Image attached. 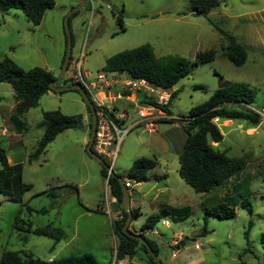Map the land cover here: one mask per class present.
<instances>
[{
	"label": "rangeland",
	"instance_id": "rangeland-1",
	"mask_svg": "<svg viewBox=\"0 0 264 264\" xmlns=\"http://www.w3.org/2000/svg\"><path fill=\"white\" fill-rule=\"evenodd\" d=\"M217 1V6L202 15L190 12L188 0H84L68 20L71 61L77 60L82 53V71L94 76L102 71L106 59L112 54L143 44H149L156 56L183 57L188 61L190 73L172 87L177 92L170 102V115L165 113L164 118L159 119L186 116L193 106L207 100L214 90L233 82L244 83L251 88L254 100L250 106L262 107L264 0ZM77 4L75 0H55L54 6L44 12L37 25L27 21L18 9L0 13V59L8 56L24 70L41 67L57 77L67 42L64 17ZM117 13L121 15L120 22L117 21ZM119 23L123 30H120ZM222 32L232 35L245 48L246 60L242 65H234L225 57L228 39ZM209 49L214 51L213 60L195 65L196 54ZM14 103L11 86L0 82V132L6 129L5 135L0 134V147L5 150L9 165L15 167L10 171V195L0 194V256L5 250L24 251L47 260L56 243L31 233L23 242L22 233L13 228L14 218L18 216L33 226H61L66 233L73 227L76 216L72 213L73 207H81L84 203L88 206L97 204L106 213L113 214L112 195L106 179L100 174V164L85 149L91 114L78 92L50 90L43 94L38 104L21 117L23 125L18 135L9 120ZM52 110L65 115H81L83 124L59 133L43 153L28 161L43 132L42 114ZM128 110L132 119L122 122V128L138 119L132 108L128 107ZM224 121L216 122L223 138L213 145L229 156L245 154L246 166L239 178L246 179L239 192L251 204V214L238 203L234 207L236 215L233 218L205 215L203 206L210 209L214 204L228 200L231 184L199 193L183 181L178 174V156L185 134L177 121L155 122L153 130L146 128L144 123L131 128L110 166L113 173L131 183L128 188L130 209L138 213L131 217L127 226L130 231L139 232L146 216L164 207L155 206L170 200L167 192L163 190L160 193L165 186L174 195L173 200H178L174 206L190 207L184 219L177 221L172 216H165L163 219L169 223L168 226H164L161 219L145 234L149 238H158L157 258L163 264H230L241 253L244 264H264V246L260 241L261 234H264V125L254 128L242 119ZM140 157L155 158L157 164L147 171V179L137 185L127 178V171ZM18 164L20 169L16 168ZM17 172H20V183L31 184L28 190L22 191L19 199L15 196L19 189L15 178ZM57 186L62 190L58 188L56 197L51 198L45 193ZM27 206L34 209L46 207L48 210L37 213L27 210ZM86 224L90 228L96 226L93 221L86 223L85 217L80 218L75 245L65 246L58 257L68 254L65 251L67 247L79 250L86 242L91 248L105 243L104 248L90 250L91 254L98 262L112 263L114 254L107 250L109 233L100 227L97 228L100 233L87 234L89 227ZM204 224L209 232L199 235ZM176 233L183 238L179 240L178 248L171 244ZM247 246L249 251L243 253ZM85 252L88 251L80 253ZM145 258L146 254L139 247L132 264H147Z\"/></svg>",
	"mask_w": 264,
	"mask_h": 264
},
{
	"label": "trees",
	"instance_id": "trees-1",
	"mask_svg": "<svg viewBox=\"0 0 264 264\" xmlns=\"http://www.w3.org/2000/svg\"><path fill=\"white\" fill-rule=\"evenodd\" d=\"M188 2L191 13L202 15L208 14V12L218 4L217 0H188ZM54 4L55 0H0V13L4 14L11 9H18L23 13L27 21L31 22L33 25H37L40 23L44 12L52 8ZM74 14L75 13H72L68 20H70ZM116 18L117 21L120 22V13L116 14ZM119 24L120 30H123L122 24ZM222 33L228 39L224 51L225 57L234 65H242L246 60L245 48L236 42L232 35L225 34L224 32ZM213 58L214 51L209 49L198 52L193 62L195 65L204 64L212 61ZM71 60L70 56V61ZM190 70L188 61L183 57L173 55L156 56L149 44H143L131 49L116 52L106 59L102 67V71L104 72H125L132 77L143 78L152 85L163 89H170L175 86L180 79L186 77L190 73ZM64 76L61 82L62 85L80 84V82H69V79H66ZM54 79L55 76L44 68L32 67L24 70L8 56H4L0 59V82L8 83L14 93L15 104L13 113L10 115V121L17 130H21V126L23 125L21 117L24 113L27 112L28 109L35 107L43 94L52 90L49 85ZM176 92L177 90L171 92L167 104H157L152 99L142 100L141 103L153 104L167 115H170V102L176 95ZM253 100L254 93L251 88L244 83L233 82L214 90L207 100L193 106L186 116H182L180 119L170 117L158 120V122L167 120L177 121L185 134L182 151L178 156V174L187 185L195 192L203 193L217 187H223L227 185V183L231 184V195L227 197L228 200L226 202H218L210 209L205 208L201 204L206 216L211 215L221 219L233 218L236 215L234 207L238 203L249 214L252 213L251 204L245 198V195L239 192V189L245 185L246 177L241 180L242 178H239V174L246 166V156L245 154L241 156H229L224 150H220L213 145V143H219L223 135L217 123L213 122L212 119L214 117H218L219 120L242 119L247 125L256 126L260 122V119L257 114L250 111L246 106L251 105ZM86 108L90 113L88 107ZM42 116L43 132L36 143L35 149L29 154L28 161L43 153L46 146L53 141L59 133L68 128L81 127L83 124L81 115H65L59 110L44 111ZM89 128L91 129V120L89 122ZM106 163L108 164V162ZM156 164L157 160L155 158H137L132 162L127 171V178L136 183L143 182L147 179V171L154 168ZM0 165V194L9 196V188L12 181L10 171L15 167L9 165L5 150L1 147ZM16 168L20 169L21 165H16ZM100 174L106 179L110 193L115 199L116 211L118 213V218L113 222L114 232L117 237L114 264L124 258L130 259L133 257L139 247L146 254L147 263L156 264L149 255L146 247L139 240L132 237H123L120 232L121 226L127 216L126 211L121 205L122 191L118 178L121 180L122 178L118 174H112L102 165H100ZM15 178L19 182V189L15 193V196L19 199V195L22 191L28 190L31 184L20 183V172L16 173ZM58 188L62 190V188L58 186L51 187L49 190L45 191V193L51 198H54L57 195ZM125 188L128 190V187ZM234 191H236V193L232 194ZM27 210L37 213H46L48 208L41 207L39 209H34L27 206ZM131 211L132 216L138 213L135 210ZM189 212V206L160 208L158 212L146 216L137 234L146 239L153 252L157 255L158 242L153 238L147 237L144 231L151 230L154 225L165 216H172L173 219L180 221L187 217ZM12 225L13 228L22 233L21 239L23 242L26 241L27 235L30 233L50 238L54 242H58L65 237L64 230L59 226L53 224L33 226L29 221H25L18 216L14 218ZM249 225H251V223H249ZM208 232L204 224L199 235H205ZM245 237H247V235H245ZM260 241L264 246V234H261ZM176 247H178V245H176ZM246 251H249L248 246L244 249L243 253ZM241 255L242 253L238 255V259L235 262L230 264H244ZM0 264L111 263L97 262L89 253L42 260L34 257L29 252L5 250L0 256ZM121 264L130 263L125 262Z\"/></svg>",
	"mask_w": 264,
	"mask_h": 264
},
{
	"label": "built area",
	"instance_id": "built-area-1",
	"mask_svg": "<svg viewBox=\"0 0 264 264\" xmlns=\"http://www.w3.org/2000/svg\"><path fill=\"white\" fill-rule=\"evenodd\" d=\"M82 57L81 53L77 60L70 62L64 77L72 83L80 82L79 85L83 86L93 104L96 123L91 148L111 166L124 137L131 128L144 123L146 128L152 129L159 118H164L162 110L153 104L141 103V101L152 99L157 104H167L171 92L169 89L154 86L143 78H135L125 72L100 71L91 76L89 72L84 73L81 69ZM123 74L125 77H121ZM246 106L260 119L254 128L264 125V106L259 108ZM128 107L134 110L138 119L122 128V122L132 119ZM212 120L216 123L219 118L214 117ZM123 183L125 187L131 186L129 181Z\"/></svg>",
	"mask_w": 264,
	"mask_h": 264
},
{
	"label": "crops",
	"instance_id": "crops-1",
	"mask_svg": "<svg viewBox=\"0 0 264 264\" xmlns=\"http://www.w3.org/2000/svg\"><path fill=\"white\" fill-rule=\"evenodd\" d=\"M9 12V11H8ZM7 12V13H8ZM7 13H4V14H7ZM2 14V13H1ZM31 23V22H30ZM172 89L173 91L174 90H177V89H173V88H170ZM15 104V103H14ZM14 108V107H13ZM12 108V109H13ZM163 112V111H162ZM13 113V110L11 112V114ZM164 113V112H163ZM10 114V115H11ZM165 114V113H164ZM170 117V116H169ZM9 120H10V116H9ZM84 120V118H83ZM222 120V119H221ZM11 122V121H10ZM158 122V121H157ZM225 122H230V120H225ZM12 124V122H11ZM13 126V129L15 130V133L16 135L20 134L21 133V130H17L15 128V126L12 124ZM155 129V126L151 129L153 130ZM1 135H5L6 134V129L3 128L2 131L0 132ZM13 136L11 135V138ZM137 185L140 184V182H137L136 183ZM164 190V192H167L168 193V196L170 198V200L166 201V202H162V203H158L155 207H161V206H164L165 208H173V207H183V206H187V205H182V204H179L178 206H174L175 203L178 202V200H173L174 198V195L172 194V192L170 191V189L168 188V186H165L164 189H162L160 191V193H162V191ZM113 205V208H114V212L113 214L107 212L109 215V217L107 218V213L106 211L102 208V206L100 207H97V204H93L92 206H88L87 204H82V206H78V207H73L72 208V213H76V216L73 218V227L71 228V230H69V232H66L65 233V237L63 239H61L60 241L58 242H55L56 243V247H54L55 249L50 253V255L46 258L47 260H51V259H57V257L59 255H62L61 252L63 251V248L65 246H69L70 244L72 246L75 245V241H76V237H77V232H78V220L82 217H85V220H86V223H90L93 221V224H95L96 226L93 228H90L88 226V224H86L89 229H87L86 233L87 234H90V235H93L94 233L96 232H99L100 233V229H97V228H100V227H103L102 230L106 231L109 233V239H108V243H107V250L108 252L110 253L111 251L113 252V254H115V248H116V244H117V237L115 235V232H114V228H113V222L115 219L118 218V213L116 211V204H115V199L112 197V203ZM131 205V204H130ZM151 205V203H150ZM161 205V206H160ZM96 207V208H95ZM152 207V206H151ZM91 208V209H96L97 211H92V210H87V209ZM163 208V207H162ZM155 208H151L152 211H154ZM157 209V208H156ZM160 209V208H159ZM158 212V211H157ZM153 213H156V212H152L151 214ZM148 216V215H147ZM163 221H166L165 219L162 220ZM167 222V221H166ZM164 226H168L169 223L167 222L166 224L162 223ZM61 227V226H60ZM149 230H145L144 231V234H147ZM137 233V231H136ZM97 236H100V235H97ZM153 239H155L157 242H158V238L157 237H152ZM182 236L180 233H176L175 234V238L171 241V244L173 247H176V245L179 246V240H182ZM196 246L198 245V243L195 244ZM103 246V248L105 247V243H103V245L101 244H96L95 246H93L92 248L90 247V244L88 245V243H84V245L79 248V250H76L75 248L76 247H67V249L65 251H67L66 255L64 256H60L58 258H61V257H66V256H69V255H80V254H84V253H80L82 250L83 251H88V252H85V253H89L91 254L92 250H98V249H101ZM178 248V247H176ZM91 250V251H90ZM175 253H172V255H174ZM92 255V254H91ZM93 256V255H92ZM106 257V256H105ZM106 259V258H104ZM134 260H135V255L133 257H131L130 259H127V258H124L123 260H119L117 261L115 264H121V263H125V262H128L130 264L134 263ZM145 261L147 263V258H145ZM98 262V261H97ZM101 263H105L102 261H99ZM114 262V260L112 261V263ZM148 264V263H147Z\"/></svg>",
	"mask_w": 264,
	"mask_h": 264
},
{
	"label": "water",
	"instance_id": "water-1",
	"mask_svg": "<svg viewBox=\"0 0 264 264\" xmlns=\"http://www.w3.org/2000/svg\"><path fill=\"white\" fill-rule=\"evenodd\" d=\"M75 1H78V4L75 7H73L64 17V27H65V32L67 35V42H66V51L64 54V58H63L61 67H60V72H59L58 76L55 77V79L50 82L49 86H50V89L57 91V92H62V91H66V90H76L79 93L80 97L82 98L84 104L88 107L90 114H91V129H90L89 139H88V142L86 144L85 149H86L87 153L89 155H91L93 158H95L100 165H102L105 169H107L109 172L114 174L113 171H111L110 166L99 155H97L91 148L93 136H94V131H95L96 117H95V113H94L93 104L89 100L85 89L83 88V86H81L79 84L57 85V84H60V82L62 80V76L67 71L68 64L70 61L71 38H70L68 19L71 16V14L74 13L75 11H77L84 3V0H75ZM118 181H119L121 191H122L121 205H122V208L127 213V216L124 220V223L120 229L122 236L123 237H132V238L139 240L146 247V249H147L149 255L152 257L153 261L156 264H163L157 258V255L153 252V250L151 249V247L147 243L146 239L144 237H142L141 235L130 231L127 228L128 224L130 223L131 217H132V211L130 209V202H129V195H128V190L125 188L123 181L120 178H118Z\"/></svg>",
	"mask_w": 264,
	"mask_h": 264
},
{
	"label": "flooded vegetation",
	"instance_id": "flooded-vegetation-1",
	"mask_svg": "<svg viewBox=\"0 0 264 264\" xmlns=\"http://www.w3.org/2000/svg\"><path fill=\"white\" fill-rule=\"evenodd\" d=\"M78 3V1H76Z\"/></svg>",
	"mask_w": 264,
	"mask_h": 264
}]
</instances>
